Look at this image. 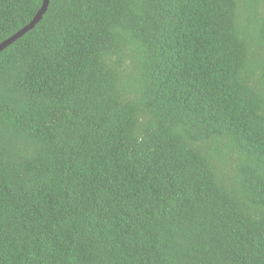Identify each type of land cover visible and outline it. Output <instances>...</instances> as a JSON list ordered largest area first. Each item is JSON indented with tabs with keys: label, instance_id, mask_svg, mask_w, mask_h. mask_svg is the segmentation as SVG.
I'll return each instance as SVG.
<instances>
[{
	"label": "trees",
	"instance_id": "1",
	"mask_svg": "<svg viewBox=\"0 0 264 264\" xmlns=\"http://www.w3.org/2000/svg\"><path fill=\"white\" fill-rule=\"evenodd\" d=\"M0 264H264V0H49L0 52Z\"/></svg>",
	"mask_w": 264,
	"mask_h": 264
},
{
	"label": "water",
	"instance_id": "2",
	"mask_svg": "<svg viewBox=\"0 0 264 264\" xmlns=\"http://www.w3.org/2000/svg\"><path fill=\"white\" fill-rule=\"evenodd\" d=\"M48 4H49V0H43L41 8L39 9L35 17L32 19V21L27 26L19 30L17 33H15L11 37L7 38L2 43H0V52L3 51L8 46H10L11 44H13L18 39H20L25 33L33 29L34 26L41 20L42 15L46 12Z\"/></svg>",
	"mask_w": 264,
	"mask_h": 264
}]
</instances>
